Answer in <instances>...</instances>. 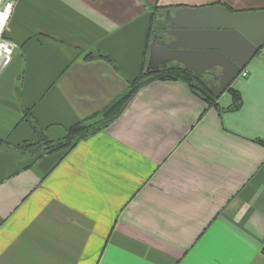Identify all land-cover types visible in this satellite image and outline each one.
Listing matches in <instances>:
<instances>
[{
    "label": "crops",
    "instance_id": "obj_1",
    "mask_svg": "<svg viewBox=\"0 0 264 264\" xmlns=\"http://www.w3.org/2000/svg\"><path fill=\"white\" fill-rule=\"evenodd\" d=\"M215 5L264 10V0H17L0 138L36 140L32 122L65 134L127 90L156 30L174 39L160 24L168 12L180 29L205 28L211 13L179 11ZM178 44L193 50L186 63L209 68V86L227 62L205 51H251L234 33H184ZM243 70L212 105L186 82L155 80L69 152L3 146L0 264H264V45Z\"/></svg>",
    "mask_w": 264,
    "mask_h": 264
},
{
    "label": "water",
    "instance_id": "obj_2",
    "mask_svg": "<svg viewBox=\"0 0 264 264\" xmlns=\"http://www.w3.org/2000/svg\"><path fill=\"white\" fill-rule=\"evenodd\" d=\"M182 11H190L192 13L202 15L211 13L210 20L213 21L214 26L205 28L196 27V29H180L176 25L175 17H177V13L175 14V17H173L168 12L166 18L169 20V24L165 23L164 21H161L160 24L163 27H168L164 32L168 35H172L174 39L170 42L162 40L160 38V29L156 30V33L152 38L150 60L146 70H156L160 67H166L169 62L178 61L185 62L186 66L193 70L196 75L202 76L206 70H209V68H193L188 63H186L185 60H183L184 56H186L193 50H187L185 48L181 49L180 45L178 44L180 36L184 33L194 34L198 32L206 34L217 32L220 35H223L225 33H234L241 39H243L245 43H248L251 48L249 54L244 55L242 59H239L237 55L226 51L222 47L205 51L207 53H205V55L218 57L227 62V65L222 69L220 76L215 77V79H219V83L209 86V90L214 94V96L219 97L238 77L243 68L247 65V62L254 55H256L264 45V10L250 12H231L222 5H215L207 6L205 8L197 10H180L179 12ZM247 23H250L249 27L252 30L253 26L256 28L257 25H260L261 27L254 32H249L246 26Z\"/></svg>",
    "mask_w": 264,
    "mask_h": 264
},
{
    "label": "trees",
    "instance_id": "obj_3",
    "mask_svg": "<svg viewBox=\"0 0 264 264\" xmlns=\"http://www.w3.org/2000/svg\"><path fill=\"white\" fill-rule=\"evenodd\" d=\"M155 28L154 20L151 25V34ZM147 55V54H146ZM100 57L111 60L107 55L99 54ZM146 60L144 61L141 71L138 77L132 81L127 90L111 101L98 113L94 114L90 118L77 122L70 126L65 134L57 138H49L44 131L37 127L34 122L29 118V111H26L24 119L29 121L33 126L35 133L37 134L36 140L22 142L20 144H11L8 140L0 138V149L3 146H8L15 149L18 152H30L33 155L40 156L43 153L64 150L69 152L78 142L87 139L105 129L115 119H117L128 103L132 100L135 94L144 86L155 80H180L188 83L196 92H200L202 98L206 100L210 105L216 102L214 94L209 90L210 82L206 79L197 76L192 70L182 66L181 64L174 63L169 64L166 67H162L156 70H146ZM237 103V102H235ZM234 103V104H235ZM99 118L92 122L93 119Z\"/></svg>",
    "mask_w": 264,
    "mask_h": 264
},
{
    "label": "built area",
    "instance_id": "obj_4",
    "mask_svg": "<svg viewBox=\"0 0 264 264\" xmlns=\"http://www.w3.org/2000/svg\"><path fill=\"white\" fill-rule=\"evenodd\" d=\"M17 0H0V74L13 61L18 45L7 36V28L13 15ZM7 13L6 15H4ZM242 75L247 72L242 70Z\"/></svg>",
    "mask_w": 264,
    "mask_h": 264
},
{
    "label": "rangeland",
    "instance_id": "obj_5",
    "mask_svg": "<svg viewBox=\"0 0 264 264\" xmlns=\"http://www.w3.org/2000/svg\"><path fill=\"white\" fill-rule=\"evenodd\" d=\"M147 67H148V64H147V66H146V69H147ZM160 68H162V67H160ZM155 70V69H154ZM217 70H214V72H211V73H208V74H210V75H208V79H211V77L214 75V73L216 72ZM207 81V80H206ZM210 84H212L211 82H210ZM99 118H95V119H93L92 120V122H94V121H96V120H98ZM54 133H55V136H61V135H63V132L61 131V130H54ZM53 133V134H54ZM51 136L53 137V135H50V136H48V137H50L51 138Z\"/></svg>",
    "mask_w": 264,
    "mask_h": 264
},
{
    "label": "snow or ice",
    "instance_id": "obj_6",
    "mask_svg": "<svg viewBox=\"0 0 264 264\" xmlns=\"http://www.w3.org/2000/svg\"><path fill=\"white\" fill-rule=\"evenodd\" d=\"M7 13H5L4 15H6Z\"/></svg>",
    "mask_w": 264,
    "mask_h": 264
}]
</instances>
